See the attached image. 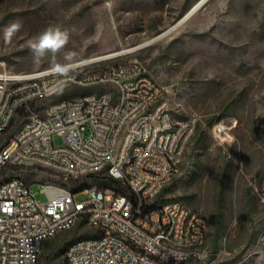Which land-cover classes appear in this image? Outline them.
<instances>
[{
  "label": "rangeland",
  "instance_id": "374dc122",
  "mask_svg": "<svg viewBox=\"0 0 264 264\" xmlns=\"http://www.w3.org/2000/svg\"><path fill=\"white\" fill-rule=\"evenodd\" d=\"M198 1L0 0V67L33 72L137 46L172 27ZM15 20L22 28L6 43L3 29ZM50 26L67 30L69 43L37 62L30 44ZM68 52L76 53L73 61L65 59ZM130 59L141 61L166 89L177 120L198 118L178 174L156 201L181 200L207 219L205 255L185 264H264V0H208L159 42L100 65ZM92 91L70 87L43 105ZM225 120L234 124L219 144L214 128ZM54 141L63 144L61 136ZM11 178L31 184L40 203L47 202L40 182L62 180L31 166L0 173L2 181ZM104 179L85 177L69 186H103ZM75 199L89 196L78 193ZM90 235L79 221L44 243L39 264H64L70 242Z\"/></svg>",
  "mask_w": 264,
  "mask_h": 264
},
{
  "label": "built area",
  "instance_id": "2783aa9c",
  "mask_svg": "<svg viewBox=\"0 0 264 264\" xmlns=\"http://www.w3.org/2000/svg\"><path fill=\"white\" fill-rule=\"evenodd\" d=\"M108 60L73 62L79 66L66 77L51 67L22 73L0 67V173L31 166L62 179L40 182L45 203L24 180H0V264H39L44 243L81 220L92 236L67 248L65 264H185L204 257L207 219L181 200L156 203L179 172L198 118L177 120L166 89L138 59L100 65ZM70 87L93 91L44 107ZM222 133L216 132L219 144ZM90 175L115 184L69 186ZM78 193L89 199L77 201Z\"/></svg>",
  "mask_w": 264,
  "mask_h": 264
},
{
  "label": "clouds",
  "instance_id": "9594fccd",
  "mask_svg": "<svg viewBox=\"0 0 264 264\" xmlns=\"http://www.w3.org/2000/svg\"><path fill=\"white\" fill-rule=\"evenodd\" d=\"M22 23L19 20L10 22L3 29L4 40L10 42L12 37L20 31ZM70 40V33L67 30H62L59 27H48L39 34L35 42L30 44V49L34 59L39 62L46 53L51 52L53 55L60 52L66 47ZM76 56L74 52H68L65 55L67 61H73ZM79 66V63L59 64L53 63L50 72L60 76H68L71 71H74Z\"/></svg>",
  "mask_w": 264,
  "mask_h": 264
},
{
  "label": "bare ground",
  "instance_id": "6f19581e",
  "mask_svg": "<svg viewBox=\"0 0 264 264\" xmlns=\"http://www.w3.org/2000/svg\"><path fill=\"white\" fill-rule=\"evenodd\" d=\"M206 0H199L197 2V4L193 7L194 9L192 10L195 11L194 14L200 9L199 7H202L205 4ZM193 14V15H194ZM167 36V34H161L158 35L157 37H153L150 38L144 42H142L141 44L134 46V47H129V48H123L120 50H115V51H111L108 52L106 54H102L99 56H94L88 59H84L82 60L83 63H92V62H96V61H102V60H107V59H113V58H117V57H121L123 55H128V54H132L135 53L145 47L151 46L157 42H159L160 40H162L163 38H165ZM234 122L232 120H225L222 121L221 123H219L216 127H215V131L218 132L219 130L222 129L223 133L221 134L222 137H226L228 138L230 136L229 130L233 127Z\"/></svg>",
  "mask_w": 264,
  "mask_h": 264
},
{
  "label": "water",
  "instance_id": "95a60500",
  "mask_svg": "<svg viewBox=\"0 0 264 264\" xmlns=\"http://www.w3.org/2000/svg\"><path fill=\"white\" fill-rule=\"evenodd\" d=\"M206 2H208V0H206ZM205 2V3H206ZM204 6V5H203ZM202 6V7H203ZM196 7V6H195ZM201 8V7H199ZM194 8H192L184 17H182L176 24H174L172 27H170L169 29L165 30L163 33L161 34H170L172 31H174L178 26H180L181 24H183L186 20H188L193 14L195 11L192 12ZM160 34V35H161Z\"/></svg>",
  "mask_w": 264,
  "mask_h": 264
},
{
  "label": "trees",
  "instance_id": "16d2710c",
  "mask_svg": "<svg viewBox=\"0 0 264 264\" xmlns=\"http://www.w3.org/2000/svg\"><path fill=\"white\" fill-rule=\"evenodd\" d=\"M94 176H95V175H90L89 177H94ZM114 184H115V182H114L113 180L109 179V178H106V179L103 180V186H106V187H112ZM85 188H86V186H81V187H79V188H74V190H76V191H81V190H84ZM90 237H91V235H90V236H82V237H80L79 239L70 242L69 246L72 245L73 243H75L76 241L80 240V239L90 238ZM69 246H68V247H69ZM68 247H67V248H68ZM66 250H67V249H66ZM64 264H65V263H64Z\"/></svg>",
  "mask_w": 264,
  "mask_h": 264
}]
</instances>
